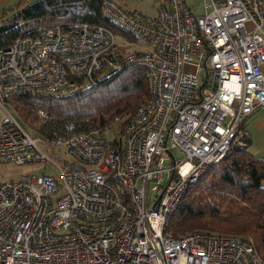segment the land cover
Listing matches in <instances>:
<instances>
[{"label":"built area","instance_id":"obj_1","mask_svg":"<svg viewBox=\"0 0 264 264\" xmlns=\"http://www.w3.org/2000/svg\"><path fill=\"white\" fill-rule=\"evenodd\" d=\"M167 2L154 16L102 2L149 50L118 49L110 29L88 23L41 24L0 48L2 105L6 93L94 84L103 67L141 65L150 80L119 139L71 121L50 137L31 135L14 114L0 115V161L58 170L0 181V264H264L249 236L164 231L188 185L264 103V0H210L202 14L187 0ZM57 145L71 158L54 162Z\"/></svg>","mask_w":264,"mask_h":264},{"label":"trees","instance_id":"obj_2","mask_svg":"<svg viewBox=\"0 0 264 264\" xmlns=\"http://www.w3.org/2000/svg\"><path fill=\"white\" fill-rule=\"evenodd\" d=\"M114 1L123 7L120 0ZM102 2L18 0L7 4L0 10V48L41 24L69 28L75 23H88L105 26L115 36L125 35L104 14ZM117 48L125 50L123 46ZM94 76L96 83L80 78L77 86L66 93L21 90L6 93L3 98L14 106L34 134L50 137L51 131L66 121L81 129L105 128L115 121L116 115L120 117L121 132L136 105L149 96L148 72L141 65L118 71L103 67ZM239 140L243 144L250 142L244 133ZM197 229L249 236L264 262V156L248 151L245 145L232 144L219 161L188 185L168 216L164 231L178 236Z\"/></svg>","mask_w":264,"mask_h":264},{"label":"rangeland","instance_id":"obj_3","mask_svg":"<svg viewBox=\"0 0 264 264\" xmlns=\"http://www.w3.org/2000/svg\"><path fill=\"white\" fill-rule=\"evenodd\" d=\"M18 0H9V4H13ZM34 0H24V3H29ZM119 2V0H116ZM123 7L128 10H138L142 13L150 16H154L157 14V11L160 7L167 5V0H120ZM210 0H187L189 5H192L196 14L204 13V5L208 3ZM116 43L119 46H123L127 50H149L150 46L147 42L133 38L131 36L123 35V34H116ZM199 74L203 72V68L199 69ZM9 113L14 114L26 128V130L31 134L34 135V131L31 127L25 123L21 117L17 114L14 106L9 102L6 101L5 105L0 104V115L5 116ZM119 126L120 120L114 121L113 123L107 125L105 128V134L109 140H113L114 138L119 139ZM242 135V134H241ZM240 135H238V139L235 138L233 145L239 140ZM238 145V144H236ZM54 151H49V155L51 156L52 160L56 163H60L63 158H71V155L67 152V149L63 145H57L53 149ZM176 154L179 155V152L176 151ZM260 155V154H259ZM263 156V155H260ZM45 169L49 173L53 174L55 177L57 176V167L56 165L51 162L47 161L43 163L41 161H34V162H25V163H16L14 161H0V181L3 180H16L21 175L29 173V172H39Z\"/></svg>","mask_w":264,"mask_h":264},{"label":"crops","instance_id":"obj_4","mask_svg":"<svg viewBox=\"0 0 264 264\" xmlns=\"http://www.w3.org/2000/svg\"><path fill=\"white\" fill-rule=\"evenodd\" d=\"M8 1L0 0V10L3 6L7 5ZM261 68L264 72V63L261 65ZM241 130L242 133L248 136L250 142L243 144L241 140H236V144L245 145L248 151L264 156V103L256 107L246 117L241 125Z\"/></svg>","mask_w":264,"mask_h":264}]
</instances>
